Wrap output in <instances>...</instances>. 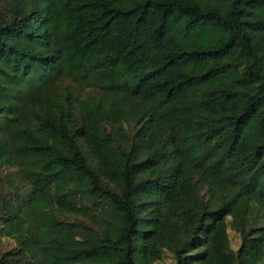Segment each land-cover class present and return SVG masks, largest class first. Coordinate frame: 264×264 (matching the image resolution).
I'll list each match as a JSON object with an SVG mask.
<instances>
[{"label":"trees","instance_id":"16d2710c","mask_svg":"<svg viewBox=\"0 0 264 264\" xmlns=\"http://www.w3.org/2000/svg\"><path fill=\"white\" fill-rule=\"evenodd\" d=\"M4 237L0 264H264V0H0Z\"/></svg>","mask_w":264,"mask_h":264},{"label":"rangeland","instance_id":"374dc122","mask_svg":"<svg viewBox=\"0 0 264 264\" xmlns=\"http://www.w3.org/2000/svg\"><path fill=\"white\" fill-rule=\"evenodd\" d=\"M227 219H230L228 217ZM228 237L230 240L231 247L236 250L238 249L240 245V238L239 235L233 231L229 226L227 228ZM15 246V242L12 239L9 238H2V241L0 242V251H6ZM156 264H173V259L170 253L167 252L166 256L163 260L156 262Z\"/></svg>","mask_w":264,"mask_h":264}]
</instances>
